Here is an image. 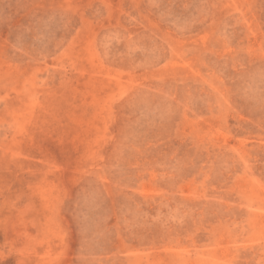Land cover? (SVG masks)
I'll use <instances>...</instances> for the list:
<instances>
[{
	"label": "rangeland",
	"instance_id": "rangeland-1",
	"mask_svg": "<svg viewBox=\"0 0 264 264\" xmlns=\"http://www.w3.org/2000/svg\"><path fill=\"white\" fill-rule=\"evenodd\" d=\"M0 264H264V0H0Z\"/></svg>",
	"mask_w": 264,
	"mask_h": 264
}]
</instances>
